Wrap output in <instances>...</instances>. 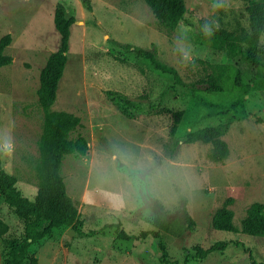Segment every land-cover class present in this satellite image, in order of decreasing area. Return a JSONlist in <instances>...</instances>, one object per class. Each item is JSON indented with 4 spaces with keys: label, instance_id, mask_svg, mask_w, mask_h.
<instances>
[{
    "label": "rangeland",
    "instance_id": "obj_1",
    "mask_svg": "<svg viewBox=\"0 0 264 264\" xmlns=\"http://www.w3.org/2000/svg\"><path fill=\"white\" fill-rule=\"evenodd\" d=\"M183 2L182 21L167 30L143 0H0V38L10 36L3 51L9 62L0 65V161L27 197L36 189L38 73L59 42L55 5L72 17L51 109L77 116L71 135L81 134L87 145L83 156L67 154L60 165L80 224L33 243L36 264H264V236L240 226L252 202L264 203V76L252 82L254 70L244 61L197 39L206 26L247 31L249 0ZM133 47L174 73L155 69ZM258 48L264 52V25ZM217 65L224 80L234 70L226 65L233 66L250 89L233 90L227 81L222 91H207L205 78L219 72ZM175 111L180 120L171 133ZM217 122L227 123V155L212 161L209 143L185 136ZM223 206L234 232L211 224ZM0 218L8 225L4 236H22L1 196ZM141 231L158 233L163 258L157 238ZM216 242L224 247L194 257Z\"/></svg>",
    "mask_w": 264,
    "mask_h": 264
},
{
    "label": "trees",
    "instance_id": "obj_2",
    "mask_svg": "<svg viewBox=\"0 0 264 264\" xmlns=\"http://www.w3.org/2000/svg\"><path fill=\"white\" fill-rule=\"evenodd\" d=\"M143 2L149 7L157 25L164 29H173L183 19L185 13L183 0H143ZM246 11L248 14L247 31L235 33L212 28L213 34L210 37L205 36L202 31L197 34V39L210 47L222 50L228 57H237L244 61L254 70L250 78L253 82L264 76V52L258 48V38L264 25V0H249ZM52 22L58 33L59 42L57 48L49 53L38 73L36 103L41 110V130L37 140L38 154L33 167L36 189L31 197L23 195L15 187V176L5 171L0 161V196L10 212L22 224L21 237L4 236L8 225L0 218V252L2 255L0 264H36V257L30 251L33 243L47 238L55 229L71 227L77 230L80 224L76 215V207L66 193L60 174V165L62 158L67 154L83 156L87 151V145L81 134L71 135L79 126V118L66 111L51 109L67 58L69 26L72 23V17H66L65 7L57 3L53 10ZM9 41L8 34L0 38V65L9 62V57L3 52ZM131 50L145 57L155 69L174 73L171 68L157 60L152 52L138 47H133ZM217 66H219V72L210 73L205 78L207 91H222V84L227 81L233 90L246 93L250 89L251 82L243 81L240 72L233 66L226 65L229 71L231 68L234 70L232 74H227L225 80L222 78L223 65ZM121 109L123 111L124 107ZM172 116L171 133L175 131L180 120V111L172 112ZM226 128L227 123L224 122L210 124L187 132L185 140L209 143L210 159L220 161L227 155V146L221 139ZM1 154L0 149V157ZM231 217V210L224 206L220 207L214 212L211 224L215 229L234 232L236 228L231 222ZM240 226L241 231L246 234L264 236V203L252 202L246 208ZM148 233L157 238L159 255L163 258L166 252L158 233L141 231L139 234L144 236ZM118 236L130 237L123 231H119ZM216 246L224 247L223 244L216 242L206 249L195 251L194 257H203ZM185 260L183 264H186ZM252 263L263 264L261 262Z\"/></svg>",
    "mask_w": 264,
    "mask_h": 264
},
{
    "label": "clouds",
    "instance_id": "obj_3",
    "mask_svg": "<svg viewBox=\"0 0 264 264\" xmlns=\"http://www.w3.org/2000/svg\"><path fill=\"white\" fill-rule=\"evenodd\" d=\"M215 6V5H214ZM220 7H222V5L220 6ZM203 32H204V35L205 36H211L212 34H213V29L212 28H209V27H205L204 29H203Z\"/></svg>",
    "mask_w": 264,
    "mask_h": 264
}]
</instances>
